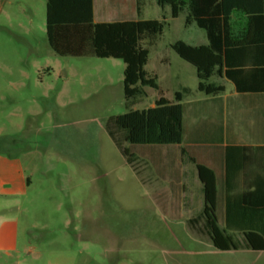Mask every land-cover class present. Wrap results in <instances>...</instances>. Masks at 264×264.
<instances>
[{"label": "rangeland", "instance_id": "rangeland-1", "mask_svg": "<svg viewBox=\"0 0 264 264\" xmlns=\"http://www.w3.org/2000/svg\"><path fill=\"white\" fill-rule=\"evenodd\" d=\"M149 11V20L162 19L158 6ZM46 12L47 0H0V154L19 157L30 181L19 197L0 198V225L15 222L17 242L0 250V264H253L256 254L216 250L186 216L162 209L170 201L150 195L165 185L144 163L136 174L107 131L130 110L125 63L55 54ZM203 37L184 17L174 20L150 46L146 70L178 73L196 88L195 67L170 46ZM159 84L133 109L174 97Z\"/></svg>", "mask_w": 264, "mask_h": 264}, {"label": "trees", "instance_id": "trees-1", "mask_svg": "<svg viewBox=\"0 0 264 264\" xmlns=\"http://www.w3.org/2000/svg\"><path fill=\"white\" fill-rule=\"evenodd\" d=\"M155 1L163 11L169 6L174 19L187 12L186 24H195L206 34V45L177 41L170 46L195 67L200 92L209 96L224 92V87L211 82L216 75L233 82L239 92L253 88L242 78L246 75L242 68L255 64L264 73L263 67H258L264 60L256 56L264 59V0ZM46 26L49 46L57 55L115 58L125 63L124 95L130 110L109 120L108 134L136 174L139 163H144L161 179L169 180L170 189H179V178L174 175L179 173L174 149L183 142L181 102L191 94V89L177 92L174 101L161 96L152 108L133 109L151 90H159L158 77L151 76L146 66L150 46L158 41L167 26L165 14L161 20L95 23L93 0H47ZM223 69H226L224 74ZM237 151L240 152L227 157L228 191L221 215L216 207V180L198 165L205 207L202 216L189 222L192 225L203 220L207 229L195 232L209 238L218 251L261 252L264 251V169L251 178L246 191L234 193L230 180L254 161L251 149Z\"/></svg>", "mask_w": 264, "mask_h": 264}, {"label": "crops", "instance_id": "crops-1", "mask_svg": "<svg viewBox=\"0 0 264 264\" xmlns=\"http://www.w3.org/2000/svg\"><path fill=\"white\" fill-rule=\"evenodd\" d=\"M94 22L111 23L129 20H149L147 18L149 9H155L159 5L155 0H93ZM161 15L165 14L167 25L174 20L184 17L187 12L178 18L171 17V8L168 6ZM193 24H188L192 26ZM208 43L206 34L198 44ZM260 54V53H258ZM260 61L264 60L259 58ZM257 59V60H258ZM168 59H161L164 64ZM255 64L251 68H242L252 89L239 92L234 83L224 76H214L211 82L224 87V92L216 96H209L198 90V86L191 87L181 84L179 74L168 75L163 69L159 74H150L158 77L157 83L166 82L170 84L174 97L168 101L175 100V94L182 92L184 88H190L191 94L183 98V142L174 149L175 164L179 169L178 176L180 188L172 190L169 180L161 179L153 169L148 167L158 181L165 187L160 191L150 192L152 197L159 200L170 201L169 204L162 203L168 215L180 220L186 216L185 222L190 231L206 230L203 220L192 223V219L202 216L205 207L204 185L200 179L198 165L207 169L214 176L217 184L216 207L219 215L224 210V198L227 190V157L228 154H236L238 148L251 149L254 158L253 164L245 170L239 171L238 175L231 181L234 193L240 194L246 191L250 185L251 178H255L264 169V73L258 71ZM258 67H263L260 62ZM226 69L222 70L224 74ZM178 89V90H175ZM160 96V97H161ZM155 106V105H154ZM153 106V107H154ZM136 110V109H135ZM231 156V155H230ZM175 165V166H176ZM207 172V171H206ZM207 174V173H206ZM167 175V179H168ZM171 181V180H170ZM30 181L26 177L21 159L14 155L0 154V198L19 197L27 190ZM231 190V187H230ZM222 227H224L222 225ZM16 225L13 221H4L0 225V250L11 251L16 248ZM256 254L253 264H264V251L255 252L250 250H238ZM237 252V251H234Z\"/></svg>", "mask_w": 264, "mask_h": 264}]
</instances>
